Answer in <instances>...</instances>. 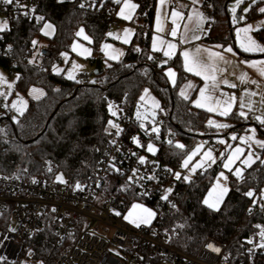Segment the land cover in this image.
I'll return each mask as SVG.
<instances>
[{"label":"trees","instance_id":"16d2710c","mask_svg":"<svg viewBox=\"0 0 264 264\" xmlns=\"http://www.w3.org/2000/svg\"><path fill=\"white\" fill-rule=\"evenodd\" d=\"M19 1L21 4L28 1L35 13H20L8 19L7 29L0 32V67L9 75H19L16 81L19 91L27 94L31 87L37 86L46 94L38 100L30 99L27 110L17 120L9 118V108H2L5 113L0 120V129L4 130L0 132V175L15 176L28 170L36 177L53 179L63 175L74 184L87 182L112 141L108 129L112 117L109 105L132 116L145 89H149L159 102L158 118L164 116L161 139L152 141L159 145L155 158L176 173L183 157L200 139L199 131L208 128L211 114L196 108L192 98L186 100L180 95L181 86L192 77L185 71L181 56L163 66L152 63L156 55L151 47L157 0H134L139 5L134 18V39L127 46L124 58L110 64L102 58V46L115 41L107 35L119 21L117 11L120 5L114 0ZM230 1L205 0V9L211 6L215 12L206 42L236 45L228 9ZM81 4L85 6L81 8ZM262 7L264 0L253 4L248 19L264 15L259 12ZM35 16L45 19L37 23ZM45 22L55 27L52 37L42 34ZM80 28H84L92 39L93 54L89 62L94 66L98 58L102 60L104 71L96 76V83L90 79L77 83L78 80H69L53 69L56 58L71 51ZM254 36L264 44V29L255 31ZM33 40H43L52 53V57L39 67L31 65L27 59ZM236 49L242 56L257 55L244 53L237 46ZM149 56L153 58L149 59ZM170 66L178 74L174 86L165 75ZM230 121L241 122L240 126L230 128L235 132L245 131L251 124L237 114L231 115ZM258 129L264 134L260 127ZM128 136L132 141L134 137L138 138L147 152L150 140L141 132L137 122L130 126ZM168 140L173 144L170 145ZM176 142L185 147L176 148ZM262 160L245 168L242 180L232 179L219 211L207 207L203 201L221 164L199 171L190 182L176 180L175 207L173 204L159 206L154 222L171 235L172 246L191 255L197 254L208 238L221 241L233 256L245 252L250 245L249 239L260 231L256 226L264 227V212L256 208L264 188ZM104 190L106 194L119 196L127 191L132 196L128 207L134 202H147L135 195V189L127 182L115 176L109 178ZM249 190L255 193L253 197L245 195ZM55 242L53 228L46 221L42 230L26 241L15 264H21L24 258L40 264H57L62 250L55 246Z\"/></svg>","mask_w":264,"mask_h":264},{"label":"built area","instance_id":"2783aa9c","mask_svg":"<svg viewBox=\"0 0 264 264\" xmlns=\"http://www.w3.org/2000/svg\"><path fill=\"white\" fill-rule=\"evenodd\" d=\"M22 5L26 8L0 2V17L10 19L33 9L28 1ZM204 16L210 23L215 19L211 6L204 10ZM37 42L27 59L28 62L34 61L29 62L31 65L39 67L52 57V53L40 41ZM165 60L156 54L152 63L162 65ZM56 62L63 63L62 56L57 57ZM73 63L84 65L82 61L69 60L66 66L73 67ZM67 74L68 70H65L66 78ZM74 75L78 81L90 79V74L83 68L77 69ZM4 105L0 101V108H4ZM10 112L9 118L14 119V114ZM114 122L122 131L117 135V129L112 130V141L93 175L87 182L78 183L82 190H78L77 184L67 178L66 183H61L57 177H36L28 170L15 176L0 175V262L15 264L26 241L42 230L47 221L53 228L55 246L62 250L57 264H264V248L257 246L262 242L259 235L251 237L249 241L252 243L247 250L236 256L214 238L206 239L199 252L191 255L172 246L171 235L155 222L136 227L125 220L124 216L130 209L128 200L132 196L127 191L122 196L106 194L105 185L111 176L127 182L135 189V195L153 204L144 203L155 212L159 206L175 203L177 181L168 165L147 155L143 147H138L130 139V126L137 122L133 115L129 116L119 109ZM162 122L163 119L159 118L157 126L161 127ZM137 123L150 141L161 139V132L158 136L151 132L154 127L152 122H143V129L141 123ZM260 128L264 132V125ZM212 150L220 154L223 146L213 142ZM139 157H145L146 163L140 164ZM151 175L157 179H147ZM129 177L133 178L132 183H129ZM167 188L173 191L166 201L161 197ZM262 205L264 201L256 202V208L264 212ZM116 212L120 215H116ZM12 229L14 231H10ZM210 242L220 251L208 249L207 244ZM21 264L40 263L23 259Z\"/></svg>","mask_w":264,"mask_h":264},{"label":"snow or ice","instance_id":"6c2138e0","mask_svg":"<svg viewBox=\"0 0 264 264\" xmlns=\"http://www.w3.org/2000/svg\"><path fill=\"white\" fill-rule=\"evenodd\" d=\"M0 2L6 4V5H12L15 4L19 8H26L25 5L20 4L19 0H0ZM114 2L118 5H121L120 11L117 13L118 16H120L122 19L125 20H131L134 15V10L139 7V5L132 3V0H114ZM168 0H159V4L161 6H164ZM244 0H235V5L231 8L232 12V17H233V22L236 23L239 20L243 19V17H238L237 16V8L239 7L240 4H242ZM257 0H252V4H255ZM199 0H192V4H198ZM81 8H83L85 5L81 4ZM251 9V4L249 5V8L243 9V12H248ZM126 10L127 13H126ZM260 13H264V7L259 9ZM30 13H35V9H28L24 12V15H29ZM43 16H35V20L37 23H40L41 21H44ZM185 19L184 14L175 8L171 12V22L173 24V28L170 30L168 33L171 37L174 39L178 35V30L180 28V23L179 21H183ZM188 21H193L195 19L196 23V29L197 30H202V24L206 21V17L203 16L202 13H200L197 9H193L192 13L189 14L187 17ZM185 28V33L181 34L180 36V43H185L188 41V37L186 33L189 31L188 25H184ZM7 29V21H0V31H4ZM261 29H264V21H260L256 26L253 25H247L243 28H237L236 29V36L239 39V46L240 48L245 51V52H260L264 53V45L258 43L250 34L254 31H260ZM42 32L44 35H50V31L54 32V26L51 23H43L42 26ZM156 33H164L165 32V26H164V19L162 18L161 14L158 13L157 15V21H156V27H155ZM134 34V30L132 29H124V36L125 38L123 39V43L128 44L130 43V40L127 38L131 35ZM110 37H115L119 39L120 37L109 32L107 34ZM77 37H82L84 40L88 41L91 43V39L85 34L84 29L81 28L77 33ZM191 39H200L199 36H192ZM37 41L33 40L32 44L33 47L37 45ZM77 47H80L78 44H74L72 51H76ZM111 45L105 44L102 46V51L111 48ZM216 47L223 48V45H217ZM10 48V46H9ZM177 48L176 43H174L171 40H165L163 36L161 35H155L153 37V43H152V50L153 51H162L163 55L167 57L168 59H171L175 50ZM136 51H139V49H136ZM224 51L226 52H233L232 47H227L224 48ZM116 52L115 55L110 54L108 52H105V55L108 57V59H118L120 56L123 55L122 51L114 50ZM87 53L88 55L91 54L90 49L84 48L83 53L79 54H84ZM62 56L67 59V53H62ZM182 56L184 58V69L186 72L193 73L196 76L201 77V79L205 82L204 87L200 88L199 90V97L193 101V104L197 108H203L206 111L210 113H215L217 115H220L222 117H227L232 114V109L236 105L237 102V97L235 95H229L227 93H224L222 90H220V85L223 84L227 87L230 88H236L237 85L235 83L230 82L226 78H222L223 72L225 71L224 68L221 67V64H227L230 63V61L225 60L224 55L221 52H214L208 49H201L200 47H197L195 49V55L190 53L188 50H184L182 52ZM153 57L149 56V59H152ZM30 63H33L34 61H29ZM167 60L163 62V64H166ZM249 63V62H245ZM110 66V65H109ZM163 66V65H161ZM250 67L256 68L257 71L260 73L261 76H264V61H259V62H252L249 63ZM82 68L81 65H77L73 63V70L69 71L67 74V79L69 80H75V75L74 72ZM54 71H56L57 74H59L62 70L58 69L54 66ZM173 82L175 83V72L172 69H168L167 72L165 73ZM19 80V75L16 78ZM241 82H245L246 80V74H241L239 77ZM77 83H80V81H76ZM92 83H96V81H92ZM250 83H257L256 81H250ZM7 85L9 89H11L14 84L8 82L7 78L4 76L3 73H0V86L2 85ZM188 88H191V82L187 85ZM57 91H59L57 89ZM31 93H39L35 98L39 99L40 96L44 95L42 90L38 89H31ZM10 93H6L4 91H0V97H7ZM18 95V94H17ZM180 95L184 99H188V96L186 95V92L184 90H181ZM245 95L247 96V100H245V97H240L239 98V111L236 113L239 117L247 119L248 118V113L253 112L254 110L261 111V115H256L254 118L256 121H258L261 125H264V95L261 96L260 100V109H256V101L252 100L251 97H254L257 95V92L251 91V92H246ZM146 97H149L152 101V107L153 109H159L160 105L159 102L155 100V98H151L149 95V90L145 89L144 94L140 96V101L145 102ZM5 108H11L17 111L18 115L22 116L24 114V111L27 108V101L24 100L22 97H19L18 99L13 101L11 105L5 104ZM244 109H247L245 111ZM109 111L113 116L117 115V112L113 110V106L110 104L109 105ZM162 111V109H161ZM137 119L142 118V114L137 111L136 113ZM156 113L155 111L152 112V116L155 117ZM143 119H147V115H143ZM18 122V121H17ZM109 126L112 128L117 129V135L122 131L120 129L119 125L116 124L114 121H109ZM207 126L212 128L215 127L217 129H227L232 127V125L227 124V123H219L213 119H209L207 122ZM140 127L143 129L145 125L143 123L140 124ZM3 129H0V132H3ZM249 132L252 133V135H247V136H240L238 137L237 135L233 134L231 135L230 139L232 141L239 140L240 144L247 145L249 149H251L252 144H256L259 146L261 149H264V141L261 140H256L255 139V128H251L248 130ZM151 132L156 133L158 136L159 133V128L158 127H153L151 129ZM133 142L137 144L138 147H144L143 145L140 144V141L138 138L134 137ZM114 143V141H113ZM168 143L170 145L173 144L172 140H168ZM218 143L220 144H226L227 148H231L230 154L227 155L225 158V163L223 167L228 171L231 172L232 175H234L238 180L243 179V171L247 167H251L253 163L256 162V160L260 159L259 155L255 153V151H248L247 155H244V149L237 145L235 148H232L231 145L227 144V142L223 139L219 140ZM176 148L183 149L185 146L180 143L175 144ZM203 148V145H198L196 149H194L190 154L187 155V157L183 160L181 167L185 169H189V175L181 177V173L176 172L173 173L174 177L176 180L183 179L186 182H190L191 180V175L196 172L198 168H204L205 165L207 164L209 167L211 164L216 162L217 157L214 155L213 151L211 149H208L206 151H203V155L200 161H198L195 165H193L191 168H189V164L193 159V156L198 154ZM146 150L149 153L155 154L157 149L154 147L152 143H149L146 146ZM223 156V153L221 154ZM244 157L241 159V157ZM239 160L240 164L243 167L236 166L235 168L233 167L236 164V161ZM138 162L140 164H145L146 163V158L145 157H139ZM261 163H264V160L261 161ZM114 167V166H113ZM51 171V168L48 169ZM115 171H119V169H115ZM168 171H171L168 169ZM133 175H136V172L134 171ZM144 177H139V179H143ZM57 181L61 183H66L64 181L63 176H57ZM147 179H157L155 175L148 176ZM228 180V176L224 174V172L219 173L218 177L216 178V182L211 188V190L208 193V196L204 199L203 203L208 206L211 209H214L216 211H219V206L223 202L224 196L227 194L229 191L228 187L226 186V182ZM35 182V181H33ZM133 182V178L129 177V183ZM76 188L78 190H82V186L77 184ZM173 189L172 188H167L164 190V194L162 195L161 199L163 200H168L169 195L172 193ZM246 196L248 197H253L255 193L252 190H249L248 192L245 193ZM264 199V195L261 197ZM175 207V205H172ZM264 207V205H262ZM55 211V209H53ZM116 215H120L119 212L115 213ZM155 212L152 210L144 207L143 205L140 204H133L132 205V210L124 216V219L129 221L130 223L135 224L136 227H140L141 223L144 224H149L152 220V218L155 217ZM178 227L183 228L184 225H178ZM258 229H260L258 235L261 239V241H264V227L257 225L256 226ZM14 231V229L10 230ZM249 243H252V241H248ZM258 247L264 248V242L260 243L257 245ZM207 248L210 250H213L215 252H219L220 249L218 247H215L213 243H208Z\"/></svg>","mask_w":264,"mask_h":264},{"label":"crops","instance_id":"0c3cea01","mask_svg":"<svg viewBox=\"0 0 264 264\" xmlns=\"http://www.w3.org/2000/svg\"><path fill=\"white\" fill-rule=\"evenodd\" d=\"M132 3H135L138 5V3L136 1L134 2V0L132 1ZM174 8L176 10L182 12L184 14V17H185V19L183 21H179L180 28L178 30V35L175 39L168 34L170 32V30L173 28V24L171 22V12ZM194 8L197 9L204 16L205 0H199V3L195 4V5L192 4V0H168V2L164 6H161L159 4V0H157L156 17H155L154 29H153V37L155 35H161V36H163V38L165 40H171L174 43H176L177 48H176V50H175V52L171 58V61H173V59H175L176 57L181 56V58L183 60V64H184V58L182 56V52L184 50H188L193 55H195V49L197 47H200L201 49H208V50H211L214 52H221L224 55L225 60L230 61V63H227V64L222 63L221 64V67L225 69V71L223 72L222 78H226L230 82L235 83L237 85L236 88H230V87H227L223 84L220 85V90H222L224 93H227L229 95H235L237 97V102H236V105L232 109L231 115L236 114L240 110L239 109V98L240 97H245V100H247V96L245 95L246 92H251V91L257 92V95L254 97H251V99L256 101V106H255L256 109H260L261 105L259 102L261 100V96L264 95V76H261L256 68L250 67L249 63L264 61V53H260V52L259 53H252V52H245V51L241 50L242 52L247 53V54H257L255 56H252V55L251 56H242L237 51L236 45H228V46H224L223 48H220V47H216L217 45H213V44L206 42V38L210 34L211 23L206 19V21L201 26L202 30H197L195 19H193V21H188V19H187V17L189 16L190 13H192V10ZM137 10H138V8H137ZM158 13H160L162 18L164 19V26H165V32L159 33V34L156 33V31H155ZM117 17H118V20L120 23L118 22V24L112 29L111 33L119 36L120 38L117 39L115 37H112L115 41L105 43V44L112 46L111 48L103 51L102 58L106 64H110L111 62H119L124 58L125 53L127 51V46L132 43L134 36H135V33H136V25L134 24V19L125 20V19H122L121 17H119L118 15H117ZM47 23H49V22H47ZM185 24L188 25V29H189V31L186 33V35L188 37V41L185 43H180V36H181V34L185 33V28H184ZM124 29L134 30V34L127 37L130 40V43H128V44L123 43V39L125 38ZM49 31H50V35H44L43 32H42V34L46 37H52L55 33V27H54V32H52L51 30H49ZM84 32L91 39V37L88 35V33L85 31V29H84ZM194 35L199 36L200 39H191V37ZM153 37H152V43H153ZM91 41H92V39H91ZM74 44L80 45V47H77L76 51H72ZM90 44L91 43L84 40L82 37H76V39L74 40V42L72 44L71 51L69 53H67V59L72 60L73 62L79 60V61H82L84 63V65H90L91 63L89 62V59L92 58V54H93ZM227 47H232L233 52L230 53V52L224 51V48H227ZM84 48L90 49L91 54L90 55H88L87 53L79 54V53H83ZM114 50L122 51L123 55L120 56L118 59H115V60L108 59V57L105 55V52H108L110 54L115 55L116 52H114ZM153 52L155 54H159V55L163 56L165 59L167 58L163 55L162 51H153ZM62 57H64V56H62ZM63 61H64L63 63H59V68H61V70L63 69V71L60 73L64 74L65 70H69L70 67L66 66L67 62H65V60H63ZM245 62H249V63H245ZM168 69H172L175 72V77H174L175 83L174 84H173L172 80L166 75L169 82L171 83V85L174 86L177 82V77H178L177 71L174 67L170 66V67L166 68L165 73L167 72ZM188 73L191 74L192 77L189 78L182 85L180 92H181V90H184L186 92V95L188 96V99L192 98V104H193V101H195L199 97V90H200V88L204 87L205 82L201 79V77L196 76L190 72H188ZM241 74H246L245 82H241V80L239 79ZM250 81H256L257 83L253 84V83H250ZM189 82H191V85H192L191 88L187 87ZM33 88L43 91L44 95L40 96L39 99H41L45 96V94H46L45 90L43 88L37 87V86L31 87L28 91L29 94H30V90ZM34 95L37 96V95H39V93H34ZM30 99L38 100L35 97L30 98ZM198 109H201L205 112H208L203 108H198ZM244 110L247 111V109H244ZM208 113H210V112H208ZM210 114H211V118H214L215 121H219L222 123H229L230 122V116L231 115H229L227 117H222V116L217 115L215 113H210ZM261 114H262L261 111L254 110L253 112L248 113L247 119H244V118L243 119L246 120L247 122L251 123L250 125L255 123L257 128H258L261 126V124L258 121H256V119L254 117L256 115H261ZM248 128H249V126H248ZM211 143L213 144V140L211 141Z\"/></svg>","mask_w":264,"mask_h":264},{"label":"rangeland","instance_id":"374dc122","mask_svg":"<svg viewBox=\"0 0 264 264\" xmlns=\"http://www.w3.org/2000/svg\"><path fill=\"white\" fill-rule=\"evenodd\" d=\"M132 1H133V0H132ZM257 1H258V0H257ZM134 2H135V1H134ZM250 4H251V7H252V5H253V4H252V0H244V2H243L242 4L239 5V7L237 8V16L240 14V17H243V19L239 20V21L236 22V23L233 22V17H232V12H231V8L235 5V0H231L230 3H229V5H228V9H229V12H230V15H231V22H232V27H233V32H234L235 43H236V46H237L240 50H242V49H241L240 46H239V39H238V37L236 36V29H237V28H243V27H245V26H247V25H253V26H256L260 21H264V15H262V16L256 18V19H253V20H249V19H248L247 14H248L249 11L245 13V12H243V9H245V8H249V5H250ZM120 7H121V5L119 6V9H118L117 13L120 11ZM136 11H137V8H136L135 11H134V15H133V18H132V19H134L135 14H136ZM126 13H127V10H126ZM119 17H120V16H119ZM0 21H7V27H8V23H9V21H8L7 18H5V17H0ZM118 22H119V21H118ZM119 23H120V22H119ZM0 32H1V31H0ZM254 32H255V31H254ZM254 32H252L250 35H251V36H252V37H253L258 43L264 45L262 42H260V41L254 36ZM40 44L45 45L44 42H43V40H40ZM252 53H259V52H252ZM62 58H64L63 60H65V62H67V61L69 60V59H65V57H62ZM166 60H167V64H169V62L171 61V59H168V58H166ZM54 66H55L56 68H58V69H61V68H59V63H58V62H55ZM54 66H53V69H54ZM69 67H70V69L68 70V72L73 70V67H72V66H69ZM82 68L85 69V70H87V72L90 74V81H91V82H92V81H96V75H94V68H95V66H93V65H91V64H90V65H82ZM62 71H63V69H62ZM62 71H61V72H62ZM55 72H56V71H55ZM0 73H3V74H4V76L7 78L8 82L14 84V86H13L11 89H9L8 86H7L6 84L0 86V91H4V92H6V93H10L9 95H7L6 98H5V97H0V101H1V102H4L5 104L11 105L13 101H15V100L18 99V95H19V97H22L24 100L27 101V108H28L30 98L36 97V96L34 95V93H31V94H29V93H28V94H25V93L19 91V90L17 89V87H16V81H17L16 78H17V76H15V75H12V76L9 75L8 72L5 71V70H4L3 68H1V67H0ZM170 84H171V83H170ZM172 86H173V85H172ZM181 87H182V86H181ZM180 89H181V88H180ZM148 90H149V89H148ZM179 93H180V90H179ZM17 94H18V95H17ZM143 94H144V91H143L142 95H143ZM149 95H150L151 98H155V100L158 101L157 98H156V96H155L150 90H149ZM27 108H26V110H27ZM9 109H11V108H9ZM26 110H25V111H26ZM113 110L116 111L117 113H118V111H119V109L116 108V107H114V106H113ZM11 111H12V113L14 114V118H15V120H17V119L20 117V115H18L17 111L14 110V109H11ZM25 111H24V112H25ZM137 111H139V112L142 114V118H141V119H137V115H136ZM153 111H155V113H156L155 117L152 116V112H153ZM4 113H5V112H4V109L0 108V120L4 117ZM111 115H112V114H111ZM143 115H147V119H143ZM158 115H159L158 109H153V107H152V101H151V99H150L149 97H146V101H145V102H141L140 99H139V101H138V103H137V105H136V107H135V110H134V112H133V116H134V118L136 119L137 122H140V123H143V122H152L153 125H154V127H158V126H157V121H158V119H159V118H158V117H159ZM116 116H117V115H116ZM116 116H113V115H112V117H111L110 120H111V121H114V119L116 118ZM163 118H164V116L162 115V119H163ZM209 119H213V120H214V118H211V117H210ZM209 119H208V120H209ZM110 120H109V121H110ZM217 122H219V121H217ZM219 123H222V122H219ZM227 124L232 125V127H233V126L238 127V126H240L241 122H240V121H236V122H235V121H230V122L227 123ZM232 127H230V128H232ZM158 128H159V133H160V132H161V131H160V130H161V127H158ZM230 128H227V129H217V128H215V127H212V128L208 127L205 131H199L200 139H199L198 142L195 144V146H194V147H193V148H192V149H191V150H190V151H189V152L183 157V159H182V161H181V164H180V167L177 169L176 172L181 173V177L186 176V175H189V169H185V168H182V167H181L183 160L187 157L188 154H190L194 149H196L198 145H203L202 150H201L198 154H196L195 156H193V159H192V161H191L190 164H189V168H191L193 165H195L198 161L201 160L202 155H203V151H206V150H208V149H211V150H212V143H211V141H210L211 138L213 139V142H214V143H218L219 140L223 139V140H225V141L227 142V144L231 145L232 148H235L237 145H239L240 147H242V148L244 149V155H247L248 151H255V153L259 155L260 159H261V158L264 159V149H261V148H260L259 146H257L256 144L253 143L251 149H249V147H248L247 145L240 144V141H239V140L232 141V140L230 139L231 135H233V134L237 135L238 137H240V136L252 135V133L249 132L248 130L251 129V128H255V129H256V132H255V139H256V140L264 141V134H263V133L261 134V133L259 132V130H258V128H257V126H256L255 123L252 124V125H250L249 128H247V129H246L245 131H243V132L230 131ZM108 129H109V131L112 132V130L115 129V128L110 127V126H109V123H108ZM139 141H140V140H139ZM149 143H152V144L154 145V147L157 149V151H156L155 154L149 153V152L147 151V155H149L150 157H155L156 154H157V152H158V150H159V145L156 144V143H154V142H152V141H150ZM149 143H148V144H149ZM176 143H178V142H176ZM140 144L142 145L143 143H141V141H140ZM148 144H147V145H148ZM219 144H220V143H219ZM221 145L223 146V151H222L223 156L221 155L222 153H220V154H215V153L213 152L214 155L217 157L216 162L213 163V164H211L210 167L206 164L204 168H198V169L196 170V172H195L194 174L191 175V179H192V178H193V177H194L199 171H205V170H207V169H213L215 166L221 164V169L219 170V172H218L217 175L215 176V178H214V180H213V183H212L210 189L208 190L207 194L205 195L204 199L208 196L209 191L211 190V188H212L213 185L215 184V182H216V178L218 177L219 173L224 172V174H225L226 176H228V180H227L226 182H223V181H222V183H226V186L228 187L229 190H230V184H231L232 179L238 180L234 175H232L231 172H228V171L223 167V165H224V163H225V158L227 157L228 154H230V152H231L232 149H231V148H227V145H226V144H221ZM212 151H213V150H212ZM243 158H244V157L242 156L241 159H243ZM260 159H258V160H260ZM258 160H256V162H257ZM253 164H254V163H253ZM253 164H252V165H253ZM236 166L243 167V166L240 164V161H239V160L236 161V164H235L233 167L235 168ZM247 168H248V167H247ZM243 172H244V171H243ZM58 176H60V175H58ZM62 176H63V175H62ZM63 179H64V181H65V177H64V176H63ZM228 193H229V191H228L227 194L224 196V198H223V202L225 201V199H226ZM262 195H264V188H263V190H262L261 197H262ZM261 201H264V199L261 198ZM223 202L220 204L219 209H220L221 206L223 205ZM133 204H140V205H143L144 207H146V208L152 210L153 212H155V210L151 209L150 207H148V206H147L146 204H144V203H141V202H134ZM133 204H132V205H133ZM207 207H208V206H207ZM131 210H132V206L130 207L128 213H129ZM155 214H156V212H155ZM155 218H156V215H155L154 218H152V220H151V222H150L149 224H151L152 222H154ZM130 224L133 225V226H135V224H133V223H130ZM149 224L141 223L140 225H149ZM262 242H264V241H262ZM262 242H261V243H262ZM24 259H27V258H24Z\"/></svg>","mask_w":264,"mask_h":264},{"label":"water","instance_id":"95a60500","mask_svg":"<svg viewBox=\"0 0 264 264\" xmlns=\"http://www.w3.org/2000/svg\"><path fill=\"white\" fill-rule=\"evenodd\" d=\"M238 17H240V14L238 15ZM103 71L104 68H103L102 60L98 58L95 63L94 75L99 76L103 73Z\"/></svg>","mask_w":264,"mask_h":264}]
</instances>
